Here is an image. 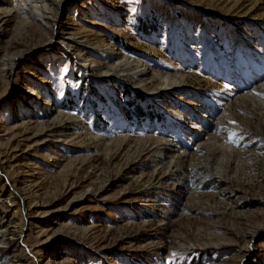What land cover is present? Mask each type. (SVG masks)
I'll return each instance as SVG.
<instances>
[{"label":"rangeland","instance_id":"obj_1","mask_svg":"<svg viewBox=\"0 0 264 264\" xmlns=\"http://www.w3.org/2000/svg\"><path fill=\"white\" fill-rule=\"evenodd\" d=\"M150 1L65 0L69 7L59 16L60 27L48 35L35 23L21 27L17 15L5 27L0 53L11 45L18 58L9 80L0 83L2 143L21 118L45 124L46 114L63 112L56 133L39 128L38 145L24 149L22 144L8 166L0 165V198L9 192L14 196L7 215L23 224V242L13 243L24 264H264V95L259 105L235 94L229 116L241 143L234 152L228 150L225 135L214 133L220 116L196 108L223 95L219 77L184 67L175 54L182 33L177 38ZM162 1L174 10V21L183 22L187 5L197 23L213 26L207 40L217 55L208 56L210 64H239L227 49L232 28L245 42L240 50L252 56L246 64L264 56V0ZM8 2L20 5L0 0V7ZM103 41L183 76L184 91L161 98L178 118H192L199 127V120L206 122L211 143L197 151L184 146V165L173 169L180 177L159 179L158 155L176 156L183 148L171 118L144 90L96 74L91 62L62 45L78 42L94 49ZM116 108L123 122L115 121ZM120 124L127 126L126 136L118 132ZM76 126L82 130L65 134ZM147 128L176 137L174 152L143 142ZM47 145L52 151L40 158ZM13 180L26 184L32 201L45 203L36 215L24 211L30 201L12 188ZM46 223L52 230L38 236Z\"/></svg>","mask_w":264,"mask_h":264},{"label":"bare ground","instance_id":"obj_2","mask_svg":"<svg viewBox=\"0 0 264 264\" xmlns=\"http://www.w3.org/2000/svg\"><path fill=\"white\" fill-rule=\"evenodd\" d=\"M17 1L21 6L8 2L5 4V7H0V38L6 31L5 27L16 17L15 15L21 18V22H19L21 27H26L27 25L35 23L41 29H43L45 34L48 35L50 30H52L54 27H60L59 16L63 10L69 7L67 6L65 0ZM150 2L152 3L153 8L160 12L161 18L166 24V27H168L176 37L178 36V32L182 33L181 39H178L176 42L175 54L177 58L183 60L182 62L184 67L189 69L193 68L199 73L204 71L209 75L219 77L223 86V95L217 97L216 101L212 100V102L208 104L205 102H203V104L200 103L198 104V107L196 106V108L197 110L200 109L199 111L205 110L204 114L211 115L216 113V115L220 116L218 118L219 120H217V127L214 128V133L216 135H219L220 133L224 134V143L226 148L231 151L235 150L237 145L241 143V139H239L240 137L237 134L238 129L236 128L235 123L229 116L231 115L229 113L230 103L232 100H235L234 96L237 94L238 100L242 102L248 100L257 102L259 105H263V101L261 100L260 96L263 97L264 95V56H257L258 60L253 58L251 65L246 64L244 61L247 59L249 60L252 58V56L250 55V52H248V56L246 55L245 51L240 50L241 48L243 49L245 47L242 45L245 42L240 40V32L232 28L230 29L229 41H227V49H229V54L236 53L239 64H237V66L235 65V68H229L228 65L222 62L220 64H210L208 62V56L210 54H213L214 56L217 55L215 51L211 49L213 45L209 40H207L208 35L211 32L210 30H212L213 26L207 21L205 23H197L198 21L195 19V14L190 13L189 9H186L187 5H184L185 8L182 9L184 17L183 22H178L174 21L175 12L169 5L163 3L162 0H151ZM119 18H121V16H119ZM194 24L196 26L197 32H194L192 29L194 28ZM76 35L77 34L73 36ZM177 38L180 37L178 36ZM62 45H64L69 51L73 52L74 56L77 58L83 57L85 58V61L91 62V66L95 68L93 71L96 74L115 78L125 84H128L133 89L144 90L150 99L157 104L158 108L171 118L170 120L172 122L170 125H172L175 131L179 133V138L182 141H180V143L183 145V148L176 156L171 155L170 153H167L164 156L160 154L158 155V163L163 167V171L161 172L159 179H164V181H166V179L170 177L175 179L179 176L178 172L173 171V169H180L184 165L186 157L183 156L185 148L184 146L189 145V150L197 151L201 146L211 143V138L206 135L207 133H205V127L207 125L206 122L199 120V123L202 124L199 127L196 126L197 123L192 118H178L177 112L167 104L165 99L161 98L167 94H171L179 90H182L181 92L184 91L183 87L185 85V81L181 74H173L158 67H153L149 60L145 58L139 59L135 54L129 55L117 50L112 46L106 45L105 41L98 42L96 48L94 49L89 48L88 44H82L78 42L74 44L64 42ZM11 48L12 46L9 45L0 53V83L9 80L15 61L18 58V55L10 52L12 51ZM88 56H92V59H87ZM245 56H247L246 59H244ZM185 57L194 58L187 61ZM220 58L221 57H219V59ZM100 66H104V68ZM152 87L154 89H152ZM189 97L195 99L193 98L194 96L192 94H189ZM45 103H47L48 106L50 105V101H45L44 104ZM51 106H54V104ZM62 113L63 112L56 109L55 113L50 112L49 114H46V119H49V121L45 124L38 123L37 121L33 122V120L29 121L26 117L21 118L18 125L12 126L9 130V133L13 135L10 140H8L6 143H2V140L4 139L0 138V165L2 167L5 165L8 166L10 161L18 156L14 151L16 149H21L22 144L24 149L31 147L33 148L34 146L38 145L39 141L37 137L39 132L41 133V131L38 130L39 128L41 129L43 126H45L48 128L49 134L56 133L57 128L60 127L59 123L61 122L59 116L62 115ZM115 114L118 115V117L115 118V121L123 122L122 112L116 108ZM1 119H6V117L3 115L1 116ZM225 122L228 123V127H224ZM117 128L118 132H122L126 136L128 131L127 126H122L120 124V126ZM86 129L87 128L83 130L86 132L91 131ZM6 130L7 129H5L4 132H8ZM69 130L82 129L76 126L75 128L66 130L65 134H67ZM144 132L147 137L144 138L143 142L156 146H164L165 150L168 148H170L169 150L173 149V145L176 141V137L173 135H170L167 132H157L154 129L149 128H147ZM231 133H235V136L230 142L229 135ZM179 135L177 134V136ZM203 135L207 136V139L201 138ZM15 138L18 140H14ZM94 138L98 137H93L91 139ZM99 139H104V137ZM48 141H43L42 143H49ZM180 143L177 142V144ZM46 150L47 151L45 153L39 156L40 158H48L49 155L47 154L52 151L50 145L46 146ZM54 158L56 159L57 156L55 155ZM58 161H61V158ZM24 185L26 184L23 182L18 183L14 180L12 181V188L18 193L22 194L21 196H23L24 200L28 199V201H30V207H28V210L24 209V211H27L28 216H34L36 215V212H38L37 207L43 206L45 203H41L37 200L32 201V194L30 192H25ZM172 185H176L175 182ZM9 205H15V198L12 194H10V192L7 197L0 198V264H24V258L19 252L18 245H14L13 243L15 239L22 241L21 236L24 234L22 231L23 224L22 221H20V218H17L16 215L8 217L7 211ZM48 213L49 212H45L43 215ZM39 229L38 236L45 235L52 230V225L46 223ZM37 243L40 245L41 242L38 241ZM34 247H32V249Z\"/></svg>","mask_w":264,"mask_h":264},{"label":"snow or ice","instance_id":"obj_3","mask_svg":"<svg viewBox=\"0 0 264 264\" xmlns=\"http://www.w3.org/2000/svg\"><path fill=\"white\" fill-rule=\"evenodd\" d=\"M234 136H235V133H231V134L229 135V141H230V142H231V140L233 139ZM172 255H173V257L176 256L175 253H173ZM169 264H172V261H169Z\"/></svg>","mask_w":264,"mask_h":264}]
</instances>
